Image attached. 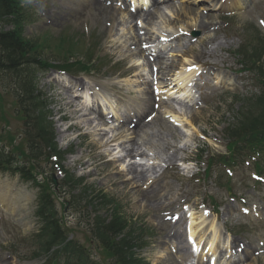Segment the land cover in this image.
Masks as SVG:
<instances>
[{"label":"rangeland","instance_id":"374dc122","mask_svg":"<svg viewBox=\"0 0 264 264\" xmlns=\"http://www.w3.org/2000/svg\"><path fill=\"white\" fill-rule=\"evenodd\" d=\"M94 1L96 0H23V6L34 14V20L25 26L24 36L26 38H41L49 32L53 38L60 34H69L77 38L80 43L85 41L84 36L85 39L90 40L91 45L94 42L97 43L101 56H105V65L96 67V71L88 74L87 77H78L85 82L87 87H91L92 91L97 92L98 90L99 96L94 93L95 98L92 96V103L101 98L100 96L106 97L108 90L114 85L112 81L119 73L124 72V75H131L117 83L119 87H122L121 96L114 94L112 98L115 106L122 105L120 113L125 112L124 110L135 100H139L140 95L145 112L144 116L142 114V119L151 113L156 114L153 101L157 102L151 93L150 82H145V79L148 77L146 73L150 75L152 67L159 68V66H157L156 59L155 63L148 61V58L153 55L151 50L145 51L141 60H136L137 52L140 50L139 46L134 45L136 38L147 43L150 40L154 41L158 34L170 31L174 34L181 31L190 37L179 43L171 42L174 52L166 58L168 61H173V68L169 71L165 65L160 66V77L163 79L161 81L162 92L170 84L181 81L184 75L181 68L185 60L189 63L197 62V65L204 69L199 77L196 75L193 79V81L197 79L192 89L194 101L189 105L182 104L179 107L180 113L175 114L170 111L171 100L167 96L166 103L160 99L158 102L159 116L156 114L155 118L148 123L149 128L145 130L146 136L140 134L135 141L137 147L146 155L144 158L149 161V163L146 160L140 161L141 164H147L144 169L147 170L150 164L154 165L147 172L146 181L142 187L146 190L144 189L143 192H148L150 186L153 188H161L164 184L170 186L166 200H163V209L157 214L158 218H155L156 213L147 210L145 202L134 201L135 194L132 191L127 193L121 183L117 186L110 184L109 178L116 175L115 171H110V177L105 176L110 166L103 163L109 158L122 156L121 151L128 148L125 142L131 137L125 136L112 148H100L102 144L100 136L76 130L66 133L64 128L71 123L64 124L58 121V115L67 113L58 101L59 88L49 80L51 72L46 76L37 74L39 89L48 99V113L54 124L56 143L62 151L70 150L72 153L71 156L64 158V169L77 177H82L86 184L93 187L92 189L104 191L108 195L107 200L112 201L111 204L102 203L104 205L96 213L90 207L82 210L86 206L80 212L72 208L70 195H65L67 188L62 190L64 193L56 190L59 197V200L55 201L56 210L62 212V206L64 205L65 210V203H67L64 221L67 227L74 229L70 238L73 236L74 240L88 246L94 260L99 264H105L101 261L97 242L91 237L93 234L89 226L91 224L85 223H91L92 219L94 220L97 216L109 220L114 206H118L120 212L126 219H131L136 227L149 230L145 234L146 246L136 252L137 257L143 259L146 264H181L189 257L186 251L176 253L174 248L169 250L168 247L160 250L157 242L158 237H164L172 231H179L184 244L183 225L185 221L182 219L172 225L164 218L171 217L174 213H182L183 216L184 212L194 209L199 215L202 211L199 208L202 207L203 202L207 208L213 211L215 209L217 212V217L210 216V218H217V222L216 220L213 222L217 231L222 234L223 227L234 231L236 235L232 239L239 246H245L243 252L238 255L246 254L245 264H264V181L261 182L255 178L258 184L254 182L256 172L253 164L249 163L250 165L247 166L245 163L243 166H236L232 170L231 178L227 176V169L222 167L215 169L208 179H204L199 171L203 165L200 167L197 165V168L190 167V172L185 175H182L184 173L177 168V164L183 158L194 160L193 151L196 146L203 149L207 146L212 154H224L223 128L233 121L240 105L239 102L231 103L258 91L254 81L255 76L242 71L239 62L241 57L236 52L249 50L248 42L264 44V25L261 24V21H264V0H245L244 2H238V0H206L207 2H204L205 0H177L159 6L160 14H155L149 23H146L141 16L136 24L133 23L130 13H126L120 7H114L113 2L106 5L105 0H97V4L105 8L106 12L96 17L97 12L91 6ZM113 7L116 8L115 13L122 14L118 24L115 21V15L111 18L109 14ZM163 9H166L165 14L162 13ZM142 14L143 12L140 15ZM201 23L202 25L208 24L212 30L200 31L197 25ZM206 38L212 40L208 45L203 44V42L206 43ZM187 40L188 50L186 49L183 55L177 53L176 51L181 49ZM161 48L165 49L166 46H161ZM98 50L96 48L97 52ZM201 50L205 53L198 58L197 53ZM55 56L54 52L44 53V58L56 61V63L61 62V59H53ZM110 61H112L111 64ZM263 61L262 58L260 62L263 63ZM136 74L145 76L144 83H141L142 78ZM177 74L179 75L176 76ZM62 78L67 81L66 84L70 85L74 82L69 78ZM224 82H231L232 85L223 86ZM9 86V82L0 81V92H3V105L0 108H4L0 117L5 118V121L0 120V131L7 128L17 134L22 131V123L15 117L12 97L6 94V92L10 94ZM135 88H139V92H133ZM174 115L173 120L179 127L168 123ZM157 117L162 119V125L158 124L159 118ZM130 124L122 125V130ZM113 127L116 126L110 124L108 129ZM116 131L121 132L118 129ZM200 134L205 138H200ZM108 152H111V156L100 161L99 158ZM257 161L264 169V155ZM172 165L177 169L170 170ZM166 166H168L167 169H165ZM116 167H118L117 164ZM120 169L125 168L118 167V170ZM39 170L49 175L52 174L57 183L63 178L58 173V169L51 165L41 163ZM194 174L195 176L191 178ZM219 174L222 178L220 186L216 182ZM259 175L264 180V174ZM1 184L12 188L18 194V205L14 207V210L6 207L3 201L4 194L0 193V264L1 259L9 264H42L44 259L29 258L35 250V247L29 244V238L37 232L40 226L34 217L38 189H35L31 183H24L17 176L13 177L8 174H0ZM56 187H58L57 184ZM78 191L79 189H76L73 193L78 195ZM148 199L153 201L151 197ZM84 202V199L80 200L79 205L82 206ZM184 203L188 204L185 211ZM92 206L94 207V204ZM246 211L247 215L244 214ZM86 212L90 214L87 221L83 218ZM164 214L167 215L164 216ZM201 233V231L197 232L198 235ZM86 236L90 238L89 242L86 241ZM24 239L27 241L25 242ZM231 262L224 260L220 264ZM216 263H219L218 258Z\"/></svg>","mask_w":264,"mask_h":264},{"label":"trees","instance_id":"16d2710c","mask_svg":"<svg viewBox=\"0 0 264 264\" xmlns=\"http://www.w3.org/2000/svg\"><path fill=\"white\" fill-rule=\"evenodd\" d=\"M15 10L16 14L20 10L17 0H0V25L8 22ZM247 44L249 45V50L246 49V51L241 52V57L244 61L242 66L244 69L255 71L256 76H258L257 82L262 89L257 95L253 94L251 98L244 100L232 124L225 129L229 140L227 148L231 156L241 154L247 156L248 154L264 151V67L262 62H260V59L264 56V44H253L252 42ZM75 46V43H70L64 48V43V47H59L56 52L58 55L63 54L65 57H71ZM37 47L33 42L21 39L16 32H0V69L7 71L8 74H12L13 78H15L14 89L17 95L20 96V107H23L32 122V130L29 134L32 132L34 134L30 141L34 142L36 138H39L44 146L50 147L52 152L56 153L55 145L52 143L53 132L46 121L44 109L39 101V94L35 93L30 74L27 72L29 64L36 62L33 51ZM63 49L64 52H62ZM10 161V157L4 158L0 155V170L20 171L19 168L12 169ZM67 179L73 185L77 183L69 175ZM50 190L51 185L48 184L47 193H43L40 198V203H46V206H49L47 213L52 211V206L49 204H52L51 197L53 193ZM86 190L84 189L85 192ZM98 198H100L99 204L112 203L104 195L97 194L94 196V200ZM74 203H76L75 200ZM93 226L94 237L101 246L106 258L114 257L118 263L121 262L122 264H139L137 260L132 258L133 253L131 252L133 244L130 242L132 239L130 235L134 231L132 229L129 230L128 236L130 240L122 239L117 242L114 239L130 227L129 223L119 216L116 206L113 208L109 222L103 219L100 220L98 217ZM66 237L65 229L63 230L58 220H54L51 216L49 222L43 226L39 235L36 236L38 251L48 253L50 249L62 246L61 251L63 253L59 254L56 252L54 260L63 255L65 264H94L89 259L85 248L79 247L76 243L65 242Z\"/></svg>","mask_w":264,"mask_h":264},{"label":"bare ground","instance_id":"6f19581e","mask_svg":"<svg viewBox=\"0 0 264 264\" xmlns=\"http://www.w3.org/2000/svg\"><path fill=\"white\" fill-rule=\"evenodd\" d=\"M140 1L141 0H137ZM143 3H147V0H142ZM151 9L144 12L142 14L143 20L146 23H149L156 15H158L157 12V5H158V1L157 0H151ZM169 0L163 1V2H168ZM241 2V1H240ZM92 8L96 10L97 14L96 17L101 16L102 14H104L106 12V9L102 8L101 6H99L98 4H91ZM165 10V9H163ZM114 10H111V12H113ZM110 14V13H109ZM117 16H119V13L115 14V21L118 24V18ZM139 16V14H134L132 15V17H136ZM114 17V14H111V18ZM134 19V18H133ZM197 29H199L202 32H208L209 30H212V28H209V25H202L199 24L197 25ZM163 37V36H162ZM140 39L136 38V43L134 45H139L140 44ZM178 40H182L181 38H178ZM206 43L203 42L204 45H208L209 43L212 42V40L210 38H206L205 40ZM113 47H116L115 45H113ZM166 53L169 52V55L172 54L173 49L167 50L165 49ZM204 51H200L199 53H197V57L200 58L204 55ZM139 55H143V53L141 51L138 52ZM156 60L157 63L161 65V61L164 60V55L160 52L157 53L156 56ZM185 66H187L189 69H187L190 72H187L186 69L184 67L181 68L183 78L181 79V81H178L176 83L177 86H179V89L177 90H172L170 89L168 91V94H178L179 96L185 98L186 100H188L189 98H191L192 94L189 93V85L191 83V77L195 74H197L198 68L196 70H194V68L191 65H195L194 63H189V61L185 60L184 63ZM170 67V68H169ZM169 69L173 68V64H169L168 67ZM179 74H177L176 76H178ZM63 79H60V81H62ZM221 82V81H220ZM218 84V82H217ZM175 85V86H176ZM227 85H232L231 82H224L223 86H227ZM73 88L83 91L86 88V84L84 82H82L81 80L76 81L75 85L72 88H64L65 92V96L67 97V94H70L73 90ZM172 90V91H171ZM171 92V93H170ZM70 100H66V98H61V101L64 102V108L65 110H67V113L61 114L59 117V120H64L67 119L71 122V124L66 127V131L67 132H71L72 130H76L77 132H82L85 130L84 133H87L86 131L95 134L97 136H100L101 139L103 140L106 136H107V132H103V130L98 129V125H94V121L93 119L90 118V116L92 115L90 113V109H87L85 106H83L84 104L81 102V97L80 96H76L75 98H70ZM129 121H126L125 123L127 124ZM159 125L163 124V121L161 118H159L157 120ZM101 124H103V122H101ZM149 127V124L144 123V121L139 118L138 120H136L135 122V126L133 127V130L129 131L127 130V132H129L131 138H129L126 141V144H128V148L124 150V154L129 157L131 160L134 159V157L138 156V157H142L145 156V154L143 152H139L138 148H137V143L135 142V138H137L140 134H145V130ZM125 136L123 134H120L117 136V138H115V134H112L111 138L106 140L105 142H102V144L99 147H105V146H112L115 139L118 140H122L124 139ZM101 140V141H102ZM108 156V155H106ZM106 156H101L99 158L100 161H103V159ZM122 160V156L117 157L115 159V162H120ZM115 162H110L109 163H103L105 165H109L110 168L108 169V171L105 173L106 177H110V171H115V176L112 178H109V182L112 185L117 186L119 183L122 184V186L124 188H126L127 193L129 191H132L135 194V199L134 201H142L145 202L147 204V210L151 211L152 213H156L155 218H158L157 214L162 211L163 209V205L164 202L163 200H166V197L168 195V191H170V186H168L167 184H164L161 188L158 187H149L150 190L148 192H143L144 189L146 190V188H142L144 186V182L146 181V176H147V172L148 170L145 171H138L137 170V166L136 164H130L128 168H125L124 170H117V168L115 167ZM117 170V171H116ZM4 185L1 184L0 187ZM4 187L5 193L4 194V203L6 207H10L14 210V207H16L18 205V194L14 192V190L12 189H7V187ZM25 189V187H23ZM148 197H151L153 199L150 200L148 199ZM16 209V208H15ZM204 215L201 213L200 215H196L195 213H190L189 214V219L190 222L188 223V231H189V235L192 238H196L199 241L197 242V249L200 247V244L207 246V263L209 261H211L210 259L213 257L215 258L217 251L215 249V247H217L218 245L221 244L222 247H224V240H227L229 238V236L227 234H225V239H223L221 237V235H219V233L216 231L215 227H214V220H206L205 217H203ZM206 220V221H204ZM210 221L208 224H206V226L204 227L202 223H206ZM185 229V228H184ZM183 229V232H184ZM201 232L203 231V233L201 234H197L198 231ZM208 233H211L208 234ZM159 241L157 242V244L159 245L160 249H164L167 247H170L171 245L173 247H175V249L177 248L178 245H183L182 242V235L179 231H173L172 233H169L167 235H165L164 237H159L158 238ZM239 247V244L236 243V241L234 240L232 243L227 242L226 243V248H220L219 247V253H222L223 255L226 254H232V252H237ZM186 249V248H185ZM205 249V248H204ZM187 250V249H186ZM189 253V252H188ZM210 254V256H209ZM200 260L199 263H203L202 258L198 259ZM197 260V261H198ZM239 261V260H238ZM237 261V262H238ZM1 264H9L6 260L4 261V259H1ZM196 264H198V262H196Z\"/></svg>","mask_w":264,"mask_h":264},{"label":"snow or ice","instance_id":"6c2138e0","mask_svg":"<svg viewBox=\"0 0 264 264\" xmlns=\"http://www.w3.org/2000/svg\"><path fill=\"white\" fill-rule=\"evenodd\" d=\"M261 24L264 25V21H261Z\"/></svg>","mask_w":264,"mask_h":264}]
</instances>
